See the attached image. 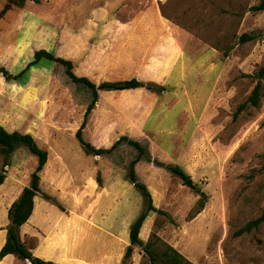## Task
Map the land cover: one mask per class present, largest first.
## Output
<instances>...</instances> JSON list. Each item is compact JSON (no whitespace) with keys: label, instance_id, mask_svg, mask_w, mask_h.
I'll return each instance as SVG.
<instances>
[{"label":"rangeland","instance_id":"1","mask_svg":"<svg viewBox=\"0 0 264 264\" xmlns=\"http://www.w3.org/2000/svg\"><path fill=\"white\" fill-rule=\"evenodd\" d=\"M7 1L0 0V12ZM259 3L27 0L0 17V65L12 73L46 48L72 59L78 75L98 84L143 80L136 89L101 90L84 137L98 147L122 135L143 143L148 156L136 164L138 178L168 214L150 212L152 230L195 264H264V222L236 234L264 210V88L259 105L235 117L256 84L250 74L264 65V9L253 8ZM244 33L255 38L242 41ZM91 99V90L59 62L32 68L25 83L0 72V124L31 132L50 154L39 196L50 190L53 201L56 194L63 198L60 209L108 219L98 224L103 230L78 236L82 255L98 260L108 248V231L121 229L130 244V225L146 201L129 179L138 150L123 142L112 153L92 155L82 147L76 132ZM10 162L0 185V223L38 159L20 145ZM173 165L193 178L194 187ZM134 247L129 264H150L142 247Z\"/></svg>","mask_w":264,"mask_h":264},{"label":"trees","instance_id":"2","mask_svg":"<svg viewBox=\"0 0 264 264\" xmlns=\"http://www.w3.org/2000/svg\"><path fill=\"white\" fill-rule=\"evenodd\" d=\"M27 0H8L4 8L0 12L2 17L12 7H24ZM257 10L264 9V0H260V3L253 7ZM249 33L241 35V40L246 41L253 39ZM228 53V52H226ZM53 62H59L64 65L66 74L75 82H81L85 84L92 92V99L88 104L85 121L82 126L77 130L76 135L82 144L85 152L92 155H103L112 153L116 150L123 142H127L138 150L137 156L131 160L129 165V179L130 181L141 190L145 197L146 205L139 216L130 225V244L127 246L123 256L122 264H129V260L133 256L134 246L140 245L144 251V254L148 256L150 264H195L191 259L185 256L175 246L165 241L158 232L153 229L148 240L144 241L141 236V228L152 211H157L161 214H167V212L154 204L152 193L146 183L139 180L136 172V164L143 158L148 156V149L143 143L137 139H134L128 135H122L116 140L111 146H96L91 141H88L84 137L83 129L89 114L95 108L96 103L99 100L100 91H121L128 89H136L143 87L145 84L143 80L133 77L130 79H119V80H106L101 83H96L87 76L78 75L74 70V62L72 59L65 58L56 55L54 52L46 49H37L34 53L33 59L26 65L25 68L20 70L18 73H12L8 68L0 65V72L8 80L18 81L25 83L28 79L31 69L33 67H47ZM250 76L257 79L256 84L249 94L248 98L242 102L236 113L235 117L240 111L247 108L248 106H258L263 95V79H264V65H262L255 73ZM26 146L38 159L37 165L31 174V181L28 185L24 186L20 195L13 201L8 209L9 223L6 226L7 239L5 244L0 250V256L4 257L8 253L15 254L24 264H62L52 260H46L33 254L31 249L27 246L26 242L21 238V226L28 221L31 217L35 207V196L41 191V171L46 165L49 158V151L39 145L35 136L31 132H22L19 130H8L5 126L0 124V155L3 157V169L0 170V185L4 183L7 174L4 169L5 166L10 165V160L13 153L20 146ZM173 171L182 176L184 179H188L190 176L178 165L170 166ZM264 168V164H263ZM99 183L102 184L99 180ZM46 197H50L46 195ZM205 202L201 199V208L198 212L204 208ZM264 222V210L260 216L253 218L241 226L236 234L240 235L245 232H249L254 228H259Z\"/></svg>","mask_w":264,"mask_h":264},{"label":"crops","instance_id":"3","mask_svg":"<svg viewBox=\"0 0 264 264\" xmlns=\"http://www.w3.org/2000/svg\"><path fill=\"white\" fill-rule=\"evenodd\" d=\"M49 158L40 173L41 190L43 175L49 166ZM39 193L35 196L33 213L28 221L21 226L20 231L21 238L26 242L34 255L46 260L60 262L62 264H121L125 248L128 246V241L121 237V235H123V233L121 234V229L119 232L115 231L114 233L108 231L109 237L111 238L108 237L109 241L106 240L108 248H105L102 257L98 260H92L85 257L80 252L81 248L79 246L78 236L80 234L89 233V229L91 228L103 230L98 224L102 222L101 220L106 222L108 219L103 217H101V219H92L89 215L77 211L68 213L58 207V203H64L63 198H61L59 194H56L58 197H56L58 200V202H56L52 200L50 190H46V193L42 196H39ZM46 195L50 197L48 198ZM68 199L70 203H75L76 198L73 196H70ZM146 219L147 220H145L140 232V236L144 241L147 240L153 227V218L149 217ZM8 223L9 218L7 214L5 221L0 223V250L7 239L6 226ZM107 227L111 230H115V228H112L110 225ZM95 237L98 238L97 233L93 235V238ZM114 238L117 239V243L113 240ZM111 242L113 244L115 243L117 246H112L110 244ZM21 261L22 260L13 253H8L4 257L0 256V264H19Z\"/></svg>","mask_w":264,"mask_h":264},{"label":"water","instance_id":"4","mask_svg":"<svg viewBox=\"0 0 264 264\" xmlns=\"http://www.w3.org/2000/svg\"><path fill=\"white\" fill-rule=\"evenodd\" d=\"M185 184H187V185H189L191 187H194L193 178L186 179Z\"/></svg>","mask_w":264,"mask_h":264}]
</instances>
